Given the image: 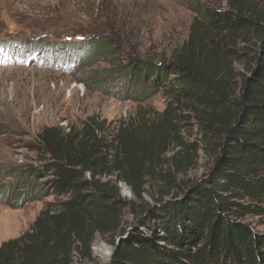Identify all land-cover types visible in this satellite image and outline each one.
<instances>
[{
    "label": "trees",
    "instance_id": "trees-1",
    "mask_svg": "<svg viewBox=\"0 0 264 264\" xmlns=\"http://www.w3.org/2000/svg\"><path fill=\"white\" fill-rule=\"evenodd\" d=\"M220 1V8L192 4L189 36L170 57H130L123 66L135 88L147 94L161 89L168 97L153 124L160 144L138 141L127 130L107 144L89 125L82 134L40 132L48 156L41 172L52 175L50 189L65 198L0 243V264H70L75 249L89 251L95 233L117 231L123 237L109 264H264V236L234 219L264 212V0ZM99 48L78 49L88 55ZM185 109L193 112L206 149L215 150L213 164L181 197L152 207L143 201L137 228L124 235L119 220L131 201L115 183L96 177L116 172L143 200L144 178L155 174L154 148L175 138ZM108 146L115 148L111 163L103 155ZM188 153L177 152L175 164L189 165Z\"/></svg>",
    "mask_w": 264,
    "mask_h": 264
},
{
    "label": "rangeland",
    "instance_id": "rangeland-1",
    "mask_svg": "<svg viewBox=\"0 0 264 264\" xmlns=\"http://www.w3.org/2000/svg\"><path fill=\"white\" fill-rule=\"evenodd\" d=\"M192 4L225 5L220 0H0V243L18 237L41 211H53L65 198L50 189L52 175L41 172L48 160L38 137L43 129L82 134L89 125L107 144L122 130L138 141L160 144L161 132L153 124L168 97L161 89L147 94L135 88L123 66L130 57H170L189 36ZM92 44L100 46L96 53L81 54L79 47ZM182 113L175 138L168 136L164 148H154L155 174L144 178L143 200L118 181L116 172L96 177L115 183L121 197L131 201L119 220L125 234L137 228L143 201L152 207L182 195L213 164L215 150L204 146L193 112ZM186 149L190 164L180 167L176 154ZM114 151L108 146L103 152L110 163ZM234 219L264 236V212ZM121 235L95 233L89 251L75 249L70 264H109L111 242Z\"/></svg>",
    "mask_w": 264,
    "mask_h": 264
},
{
    "label": "water",
    "instance_id": "water-1",
    "mask_svg": "<svg viewBox=\"0 0 264 264\" xmlns=\"http://www.w3.org/2000/svg\"><path fill=\"white\" fill-rule=\"evenodd\" d=\"M189 191V190H188ZM159 203H157V204H155V205H158ZM155 205H153V206H155ZM124 235H126V234H124ZM120 239V238H119ZM119 239L115 242V246H113V250H114V248L116 247V245L118 244V242H119Z\"/></svg>",
    "mask_w": 264,
    "mask_h": 264
},
{
    "label": "bare ground",
    "instance_id": "bare-ground-1",
    "mask_svg": "<svg viewBox=\"0 0 264 264\" xmlns=\"http://www.w3.org/2000/svg\"><path fill=\"white\" fill-rule=\"evenodd\" d=\"M4 230V229H3ZM6 231H8V230H6Z\"/></svg>",
    "mask_w": 264,
    "mask_h": 264
}]
</instances>
